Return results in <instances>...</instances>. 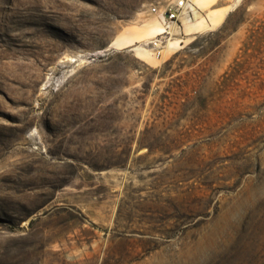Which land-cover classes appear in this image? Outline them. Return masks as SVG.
Here are the masks:
<instances>
[{
  "label": "rangeland",
  "instance_id": "374dc122",
  "mask_svg": "<svg viewBox=\"0 0 264 264\" xmlns=\"http://www.w3.org/2000/svg\"><path fill=\"white\" fill-rule=\"evenodd\" d=\"M171 1L0 0V264H264V0Z\"/></svg>",
  "mask_w": 264,
  "mask_h": 264
},
{
  "label": "bare ground",
  "instance_id": "6f19581e",
  "mask_svg": "<svg viewBox=\"0 0 264 264\" xmlns=\"http://www.w3.org/2000/svg\"><path fill=\"white\" fill-rule=\"evenodd\" d=\"M195 5H194V14L196 16H200L199 19L194 20H189V19H184V28H185V33L186 34H191L193 32H197L200 29L206 28V27H217L221 25V23L224 21L226 17V11H213L212 13H208L207 16L202 15L198 7H204L207 3V0H193ZM146 30L144 32L145 38L142 40L145 41L147 39L148 42H150V39L153 38L158 32H160L163 27L158 21V19L154 22H151L149 24H146ZM182 29V24H177L175 23L173 25L172 31H173V36L170 38V40L167 42V45L164 49V58H167L169 54L172 52L173 49L176 47H180L182 44V38L178 36L179 29ZM141 40V41H142ZM139 42V41H138ZM124 44L125 46H131L132 50L135 52L137 56L140 57H145V58H150L153 59L155 56L153 55L151 49L146 47L143 43H134L133 39L131 38H126L122 40H118L115 42V46ZM67 60H76L74 57H67Z\"/></svg>",
  "mask_w": 264,
  "mask_h": 264
},
{
  "label": "built area",
  "instance_id": "2783aa9c",
  "mask_svg": "<svg viewBox=\"0 0 264 264\" xmlns=\"http://www.w3.org/2000/svg\"><path fill=\"white\" fill-rule=\"evenodd\" d=\"M193 0H172L167 6H153L152 12L156 14L163 29L158 32L148 43L153 55L161 58L167 42L173 36V25L181 24L182 18L186 14L193 12Z\"/></svg>",
  "mask_w": 264,
  "mask_h": 264
},
{
  "label": "trees",
  "instance_id": "16d2710c",
  "mask_svg": "<svg viewBox=\"0 0 264 264\" xmlns=\"http://www.w3.org/2000/svg\"><path fill=\"white\" fill-rule=\"evenodd\" d=\"M231 16H232V14H230V15L227 17L226 21L224 22V24L222 25V27L220 28V30H222L223 28H226L228 22L230 21V17H231Z\"/></svg>",
  "mask_w": 264,
  "mask_h": 264
}]
</instances>
